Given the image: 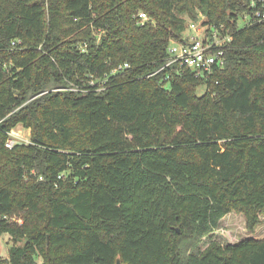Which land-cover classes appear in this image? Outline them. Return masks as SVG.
<instances>
[{
  "label": "trees",
  "instance_id": "16d2710c",
  "mask_svg": "<svg viewBox=\"0 0 264 264\" xmlns=\"http://www.w3.org/2000/svg\"><path fill=\"white\" fill-rule=\"evenodd\" d=\"M262 8L0 0V264H264ZM200 14L233 36L225 66L148 76ZM125 61L104 92L51 90ZM18 124L31 140L8 148ZM225 222L245 235L224 240Z\"/></svg>",
  "mask_w": 264,
  "mask_h": 264
},
{
  "label": "built area",
  "instance_id": "2783aa9c",
  "mask_svg": "<svg viewBox=\"0 0 264 264\" xmlns=\"http://www.w3.org/2000/svg\"><path fill=\"white\" fill-rule=\"evenodd\" d=\"M254 16H256L259 22L264 23V8L256 10ZM139 18L142 24L149 20V16L143 11L139 13ZM251 19L252 17L249 14L242 17V21L245 22ZM203 20L200 22L190 20L188 22L187 35L183 36L181 40H171L167 49L165 62L161 67L148 74V76H153L168 70V75L166 76V79H168L174 73H178L181 68L186 67L193 70L197 77L209 78L217 68L225 66L227 60L226 49L230 46L233 36L225 24L222 23L219 26H213L205 24ZM12 44H16V41H12ZM4 66L6 67L7 64L4 63ZM131 67L130 62H121L113 67L110 72H106L100 77L91 75L89 78L82 80L81 85L84 86L70 84L69 86L60 88V90L69 89L80 93L92 90L101 93L109 88L113 75L123 73ZM48 91L50 90L42 93ZM2 121L3 119H0V124ZM22 138L21 130L14 127L8 132L5 146L13 148L18 143L30 142L29 140L22 141Z\"/></svg>",
  "mask_w": 264,
  "mask_h": 264
},
{
  "label": "rangeland",
  "instance_id": "374dc122",
  "mask_svg": "<svg viewBox=\"0 0 264 264\" xmlns=\"http://www.w3.org/2000/svg\"><path fill=\"white\" fill-rule=\"evenodd\" d=\"M205 18V16L203 14H200L195 20H197V22H200L201 20H203ZM240 24H244L245 21L240 20L239 21ZM188 29V28H187ZM188 33V30H185L183 32V36H186ZM65 86H69V85H65ZM65 86H51V89H53V91H61L60 88L65 87ZM59 89V90H57ZM205 87L204 86H200L197 88V92L199 95L203 94L205 92ZM16 128L20 129L22 132V141L25 140H31V130L25 128L23 125L18 124L16 126ZM237 224H239V226L243 227L245 226V221L242 218H237ZM224 226H226V229H228V231L226 233H219V236L221 238H223L224 240H236L238 239L240 236L245 235L246 231L243 230L241 227L239 228H233V226H229V224H227V222L223 223ZM257 237H264V217L262 222L257 225L256 227V232L254 233ZM15 242L12 240V238L8 235V234H3L0 237V255L2 257H8L9 255V250L10 247L14 244Z\"/></svg>",
  "mask_w": 264,
  "mask_h": 264
},
{
  "label": "water",
  "instance_id": "95a60500",
  "mask_svg": "<svg viewBox=\"0 0 264 264\" xmlns=\"http://www.w3.org/2000/svg\"><path fill=\"white\" fill-rule=\"evenodd\" d=\"M116 264H123L122 262H121V259L120 258H117V263Z\"/></svg>",
  "mask_w": 264,
  "mask_h": 264
}]
</instances>
